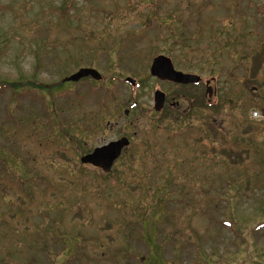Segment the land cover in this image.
Wrapping results in <instances>:
<instances>
[{
    "label": "rangeland",
    "instance_id": "374dc122",
    "mask_svg": "<svg viewBox=\"0 0 264 264\" xmlns=\"http://www.w3.org/2000/svg\"><path fill=\"white\" fill-rule=\"evenodd\" d=\"M0 264H264V0H0Z\"/></svg>",
    "mask_w": 264,
    "mask_h": 264
},
{
    "label": "water",
    "instance_id": "95a60500",
    "mask_svg": "<svg viewBox=\"0 0 264 264\" xmlns=\"http://www.w3.org/2000/svg\"><path fill=\"white\" fill-rule=\"evenodd\" d=\"M150 73L159 78L160 80L171 81L175 83H198L201 76L195 73L183 72L175 68L172 59L164 54L157 55L151 64ZM92 76L100 80L102 75L94 68H80L76 73L68 76L67 81H79L81 78ZM126 80L132 84L135 81L131 77ZM166 94L161 90L154 92V107L156 111L162 110L165 104ZM129 110H125L128 114ZM130 145L128 137H122L118 140L111 141L105 145L96 147L92 152L85 154L81 157V162L84 164H92L95 167L101 168L105 173L111 171L112 166L116 159L122 154L123 148Z\"/></svg>",
    "mask_w": 264,
    "mask_h": 264
},
{
    "label": "trees",
    "instance_id": "16d2710c",
    "mask_svg": "<svg viewBox=\"0 0 264 264\" xmlns=\"http://www.w3.org/2000/svg\"><path fill=\"white\" fill-rule=\"evenodd\" d=\"M200 10L202 11V9H200ZM137 11L141 12V10H139V9ZM66 82H69V81H67L66 78H64L63 81L60 82V83H55V84H51V85L47 84V85H44V86H39L40 85L39 83H35L31 87L32 88L38 87V92L37 93L39 95H41L44 99L48 98L47 95L48 96L50 95L52 97V99L55 100V98H53V97H56L57 95L59 96L61 94H67V95L69 94L68 92H66L67 90L64 88V84ZM56 85H57V88H56ZM51 118H53V114H51ZM55 118H56V115H55ZM57 120L59 121V119H57ZM64 132L67 134L66 130ZM225 224L232 225L231 222H229V221H226ZM246 238L247 237L245 236V239Z\"/></svg>",
    "mask_w": 264,
    "mask_h": 264
},
{
    "label": "flooded vegetation",
    "instance_id": "af4514ba",
    "mask_svg": "<svg viewBox=\"0 0 264 264\" xmlns=\"http://www.w3.org/2000/svg\"><path fill=\"white\" fill-rule=\"evenodd\" d=\"M162 81H166V80H162ZM169 82H171V81H169ZM203 82V78H202V80H200L198 83H188V84H183V83H175V82H172V83H175V84H179V85H190V84H194V85H199V84H201ZM205 85H206V88H207V91L209 92V91H211V87H210V81H208V82H206L205 83ZM156 90H160V89H156ZM166 94V93H165ZM168 102V98H167V95H166V98H165V104H164V106H163V108L165 107V105H166V103ZM180 101H173L172 103H171V106L172 107H175L176 109H178V107L180 106V103H179ZM155 104V103H154ZM163 108H162V110H163ZM154 109H155V107H154ZM187 110V109H186ZM186 110H184V113H186ZM122 137H127V136H125V135H122V136H120V137H118L117 139H114V140H118V139H120V138H122ZM129 138V137H128ZM130 139V138H129ZM114 140H111V141H114ZM111 141H109V142H111ZM130 141H131V139H130ZM131 145V144H130ZM129 145V146H130ZM128 146V147H129ZM128 147H124L123 148V152H124V150L125 149H127ZM119 159V158H118ZM117 159V160H118ZM116 160V161H117ZM115 161V162H116ZM115 162H114V164H115Z\"/></svg>",
    "mask_w": 264,
    "mask_h": 264
}]
</instances>
